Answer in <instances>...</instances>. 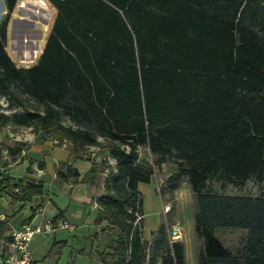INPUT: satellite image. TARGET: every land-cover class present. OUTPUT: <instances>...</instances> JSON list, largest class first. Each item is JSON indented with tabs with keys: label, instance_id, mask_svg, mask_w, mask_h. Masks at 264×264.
I'll return each instance as SVG.
<instances>
[{
	"label": "trees",
	"instance_id": "16d2710c",
	"mask_svg": "<svg viewBox=\"0 0 264 264\" xmlns=\"http://www.w3.org/2000/svg\"><path fill=\"white\" fill-rule=\"evenodd\" d=\"M5 1L11 12L15 0ZM46 1L56 13L32 65L17 66L0 36V98L23 108L0 111V126L57 133L76 158L89 146L107 148L95 223L105 220L116 233L99 255L103 264L146 263L138 184L153 169L138 160L139 146L158 166L174 158L176 176H187L203 242L198 264H264V196L205 189L210 176L223 184L264 176V0ZM22 95L40 107L27 108ZM64 168L60 178L78 177ZM96 171L92 163L82 180L92 182ZM222 227L247 231L240 252L216 237ZM6 228L0 221V233ZM160 243L159 264H185L180 240ZM61 245L53 242L44 258Z\"/></svg>",
	"mask_w": 264,
	"mask_h": 264
},
{
	"label": "rangeland",
	"instance_id": "374dc122",
	"mask_svg": "<svg viewBox=\"0 0 264 264\" xmlns=\"http://www.w3.org/2000/svg\"><path fill=\"white\" fill-rule=\"evenodd\" d=\"M43 2L44 4L38 3L37 0H15L14 8L9 12L6 1L0 0V36H2L5 48L17 66L27 67L36 61L49 32L56 10L46 0H43ZM5 19L6 22H4ZM3 23H5V30L2 33ZM22 97L27 108L40 107L31 97L25 95H22ZM0 111L21 113L23 108L18 106L15 100L12 99L7 102L2 97L0 98ZM62 123L69 124L71 122L68 118L63 117ZM32 132H34L33 129ZM0 133L3 135V131ZM46 138L50 141L54 138L58 143L52 142L53 145L62 142L71 150L69 141L60 139L57 133L51 132ZM100 141L104 143L105 140L100 138ZM106 149V147L89 146L85 148L82 154L83 158L90 159L92 158V152L95 153L98 160L95 173L97 181L104 177L107 172L105 169L103 171L104 175H102L99 171L104 166L101 163L107 153ZM0 156L2 158L1 154ZM137 157L138 160L147 162L153 169L150 181L138 184V190L142 196L143 213L140 219V227L146 257L145 264L151 259V256H154V264H159L165 244L160 243L159 246H156L154 240L163 237V240L170 244L174 240L172 238L174 228H178L181 232L180 241L183 244L185 264H198V253L203 242L194 230L195 199L187 181V176L184 174L176 176L178 167L174 158H169L159 166L156 165L154 163L156 156L146 146L137 147ZM7 164H9L8 160L3 159L0 162V166ZM4 171L5 174L6 169ZM33 171L31 170V172ZM36 172L38 171L36 170ZM205 189L230 195L264 196V176L262 178L252 176L242 184H239L236 180L223 184V181L218 179L217 176H210L205 182ZM2 203L3 201L0 200V211L4 210ZM159 229H161L160 233ZM94 230L92 229L91 232H87L86 235H81V237H68V243L65 241L63 245L55 246L51 255L44 258L43 261L55 257L56 264H96L95 255H93L94 248L91 247L92 243L95 242L93 236H91ZM114 233H116L115 230ZM215 235L230 252L236 254L243 248L247 231L245 229L222 227L215 230ZM38 237V234L34 237L33 245L38 243ZM52 244L46 247L40 246L39 243L33 257H36L38 261H42V258L51 249ZM65 246L66 248H64ZM45 264H55V261L51 260Z\"/></svg>",
	"mask_w": 264,
	"mask_h": 264
},
{
	"label": "crops",
	"instance_id": "0c3cea01",
	"mask_svg": "<svg viewBox=\"0 0 264 264\" xmlns=\"http://www.w3.org/2000/svg\"><path fill=\"white\" fill-rule=\"evenodd\" d=\"M1 131L3 135L0 133V143L8 147L22 148L23 145L10 142L6 138L4 128ZM52 142L58 143L54 138L50 141L44 137L42 130H36L33 141L25 145L23 155L19 157L20 150L15 153L10 152L12 161L5 165L6 173L2 175L6 189L15 188L16 183H21L22 186L30 183L32 186L39 185L40 190L36 188L35 191L28 192L20 191L19 187H16V191L0 199L4 207V210L0 211V221L7 227L0 236L9 235L12 229L23 223L40 224L48 218H65L70 222V227L57 226L52 233H39V241L34 245L32 241L37 234L30 240L32 254L39 247V243L40 246L48 247L55 241L67 242L68 237H81L95 228L91 235L95 242L91 247L94 248L95 263L103 264L99 255L101 252L110 251L115 239L114 230L105 220L95 223L98 213L96 199L103 193V177L99 181L96 177L92 182L82 180L92 163L98 164L97 157L92 152L90 159L76 158L64 143L53 145ZM1 161L3 159L0 156ZM65 165L76 169L78 177L74 178L67 174L66 179L60 178L57 171L61 169L65 173ZM100 173L104 175V172ZM33 259V264H45L51 260L57 263L55 257L45 261H43L44 257L42 261H38L36 257Z\"/></svg>",
	"mask_w": 264,
	"mask_h": 264
},
{
	"label": "built area",
	"instance_id": "2783aa9c",
	"mask_svg": "<svg viewBox=\"0 0 264 264\" xmlns=\"http://www.w3.org/2000/svg\"><path fill=\"white\" fill-rule=\"evenodd\" d=\"M4 131L7 139L10 142L23 145L20 149V155L25 153V145L31 143L34 138V132L31 127H21L13 129L10 125H4ZM1 127V128H2ZM0 128V130H1ZM0 154L4 160L10 163L12 156L7 145L0 143ZM110 165L115 163L110 156L106 157ZM5 166H0V199L9 196L17 188L6 189L2 182V175L4 174ZM70 227V223L65 218L59 219H45L40 224L23 223L17 228L10 231L7 236H0V264H33V254L30 248V240L39 233H52L56 227ZM172 238L174 240L181 239V232L178 228L172 230Z\"/></svg>",
	"mask_w": 264,
	"mask_h": 264
},
{
	"label": "bare ground",
	"instance_id": "6f19581e",
	"mask_svg": "<svg viewBox=\"0 0 264 264\" xmlns=\"http://www.w3.org/2000/svg\"><path fill=\"white\" fill-rule=\"evenodd\" d=\"M37 1H38V3L44 4L43 0H37Z\"/></svg>",
	"mask_w": 264,
	"mask_h": 264
}]
</instances>
